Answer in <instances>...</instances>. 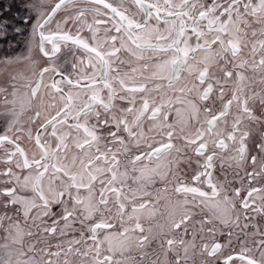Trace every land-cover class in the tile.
<instances>
[{
  "label": "snow or ice",
  "instance_id": "1",
  "mask_svg": "<svg viewBox=\"0 0 264 264\" xmlns=\"http://www.w3.org/2000/svg\"><path fill=\"white\" fill-rule=\"evenodd\" d=\"M0 264H264V0H0Z\"/></svg>",
  "mask_w": 264,
  "mask_h": 264
},
{
  "label": "rangeland",
  "instance_id": "2",
  "mask_svg": "<svg viewBox=\"0 0 264 264\" xmlns=\"http://www.w3.org/2000/svg\"><path fill=\"white\" fill-rule=\"evenodd\" d=\"M0 68H2V66H0Z\"/></svg>",
  "mask_w": 264,
  "mask_h": 264
}]
</instances>
